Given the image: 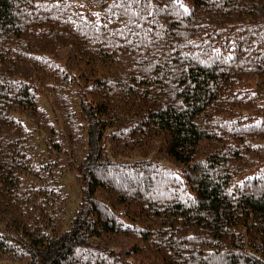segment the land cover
<instances>
[{
	"label": "trees",
	"instance_id": "trees-1",
	"mask_svg": "<svg viewBox=\"0 0 264 264\" xmlns=\"http://www.w3.org/2000/svg\"><path fill=\"white\" fill-rule=\"evenodd\" d=\"M0 264H264V0H0Z\"/></svg>",
	"mask_w": 264,
	"mask_h": 264
},
{
	"label": "rangeland",
	"instance_id": "rangeland-1",
	"mask_svg": "<svg viewBox=\"0 0 264 264\" xmlns=\"http://www.w3.org/2000/svg\"><path fill=\"white\" fill-rule=\"evenodd\" d=\"M64 188L66 191L70 194V203L69 208L73 207L75 203L77 202L78 196H77V189L74 184V181L72 180L71 174H65L64 181H63Z\"/></svg>",
	"mask_w": 264,
	"mask_h": 264
}]
</instances>
